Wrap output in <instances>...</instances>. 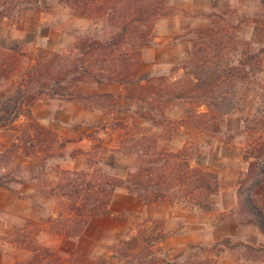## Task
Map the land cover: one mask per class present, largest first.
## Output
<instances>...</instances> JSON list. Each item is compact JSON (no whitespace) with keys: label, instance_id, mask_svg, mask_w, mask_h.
<instances>
[{"label":"trees","instance_id":"trees-1","mask_svg":"<svg viewBox=\"0 0 264 264\" xmlns=\"http://www.w3.org/2000/svg\"><path fill=\"white\" fill-rule=\"evenodd\" d=\"M168 1L72 0L76 15L104 18L116 27V31L106 40L84 35L67 54L38 48L32 63L14 81L12 91L9 94L0 91V130H17L21 135L32 132L27 142L31 151H25L26 155H30L37 144L49 143L51 149L56 140L55 133L43 127L32 113V106L37 100H74L86 110L101 109L106 112L98 99L112 103L115 108L117 101L124 97L133 103L141 102L144 123L161 126L162 132L166 129L190 132L198 127L218 131L219 120L234 108L237 92L250 85L249 77L263 72L264 47L256 52L247 51L246 55L233 61L228 59L225 45L234 43V37H224V34L232 25L219 24L227 9L215 11L208 15L207 24L195 28V36L189 39L192 57L183 65L189 71L181 77L180 87L159 89L155 87L158 80L155 77L148 78L143 84L131 85L141 49L151 44L154 22L175 11ZM30 2L16 1L12 9L27 8L31 6ZM9 9L7 1L0 5V30L2 20L11 17ZM233 49L237 51L236 46ZM18 64L19 54L0 48V81L15 71ZM163 79L160 77V80ZM91 81L118 83L123 86V94L116 96L96 91L84 94L80 84ZM258 86L261 90L255 91L257 107L252 118L243 120L240 132L246 135L248 142L243 154L247 168L240 173L237 195L239 211L246 216L241 224L253 225L264 235V85L259 83ZM173 98L195 104L187 108L175 123L167 119L161 107L162 102ZM201 105L206 107L203 111L197 109ZM164 122L169 124V129L163 127ZM117 123L121 124L120 121ZM121 130L123 135L118 137L119 148H126L125 152L133 158L125 178L109 175L101 167H92L89 163L87 168L78 171L57 168L54 173L58 182L53 185L49 180L43 181L41 186L46 188L45 195L54 197L57 203L61 200L56 207L58 214L51 225V233L66 237L81 234L89 219L107 212L118 187L125 188L144 203L186 199L202 209L210 208L211 196L219 190L216 173L192 165L185 157L184 146L174 152L157 150L153 133L147 135L140 129L123 127ZM14 146L12 143L11 147ZM0 185L8 188L2 181ZM64 211L66 217H62ZM47 220L53 221L52 217ZM126 246L127 243L121 239L111 251L117 252L125 263H131L136 256L129 257ZM135 246L138 249L140 244L137 242ZM52 256L47 248L36 249L28 262L16 264H66ZM139 264L147 263L143 260Z\"/></svg>","mask_w":264,"mask_h":264},{"label":"rangeland","instance_id":"rangeland-1","mask_svg":"<svg viewBox=\"0 0 264 264\" xmlns=\"http://www.w3.org/2000/svg\"><path fill=\"white\" fill-rule=\"evenodd\" d=\"M4 1H7V5L10 8L9 12L11 13L10 18L13 19L12 16L16 13V8L12 9V6L14 7L16 1L19 0ZM23 1H31V6H36L38 2L37 0ZM183 1L185 2L187 0H169L168 4L175 8L174 13L158 18L154 22L150 35L151 44L149 47L141 49L137 64L134 66L131 85H140L145 83L148 78L155 77L158 79L155 82V87L159 89L166 86L174 88L180 87L181 83H179V81L181 77L184 76L186 71H189L186 70L183 65L185 61H188L190 57H192V45L189 39L195 36V28L207 24L208 15L215 11L227 9L224 13V19L220 21L219 24L221 26L225 24L232 25V27L230 26L227 28V33L224 34V37L228 35L234 37V43L225 45L227 50L224 52L227 53L228 59L233 61L239 56L246 55L247 51L256 52L261 47H264V28L256 25L260 23L264 24V0H251L247 3L243 2L240 14L237 13V9L232 7H210L202 10L199 6H195L192 10H186L183 8ZM58 2V5L54 8L59 9L65 5L73 15L91 20L93 23L91 25L95 28V34L81 33L75 37L71 44L63 49L58 51L46 50L67 54L73 49V45L79 38L84 35L106 40L116 31V27L107 23L104 18H89L76 15L72 0H58ZM198 4L199 2H197L196 5ZM246 10L249 11V14ZM254 21L260 23H254ZM158 44L164 54L160 56L159 62L153 63V67H156L157 70L145 76L142 83L135 84L133 79L136 75L135 71L137 65L142 61V51L153 46L155 47ZM1 45V49L10 51V53L19 54L17 69L12 71L7 78L0 81V91L9 94L14 87V81L20 76L25 67L28 66L29 63H32L31 60L37 53L38 48H24L20 46L8 48ZM235 46L237 48L236 52L235 49H233ZM148 59H150V57ZM149 63L150 60L145 62L142 61V65L147 70H149L150 67ZM262 66L263 72L261 74H256L255 77H249L248 80L250 79V85L243 86L242 89L237 92V101L235 105H233L234 108L228 114L224 115L222 120H219L220 128L218 131H212L210 128L198 127L192 128L190 132H193L190 134V132L183 129L167 130L166 128L169 129V124L164 122L163 127L166 130L162 132L161 126L144 123V106L141 102L133 103L121 97L114 108L112 103L105 102L102 99L97 100L101 103L102 108L105 109L106 112L101 109L97 110H100L104 114H113V116L107 124V129L103 127V129L101 128L102 132L100 134L98 133L99 129L97 133L91 135L93 138L92 148L90 151L82 153L87 164L90 163L92 167L99 166L105 173L116 177L119 176L115 174L121 172L124 168L127 175L130 162L133 158L125 152L124 149L126 148H119L118 137L120 134L123 135V131L121 130V127H123L130 130L140 129V132L144 131L147 135L153 133L155 135L157 150L174 152L184 146L185 157L190 159L192 165L201 167L218 175L219 190L215 195L211 196L210 208L202 209L186 199H180L175 202L168 200L157 201L163 203L165 207H168L169 211L177 208L178 212H187V217L183 220H179L178 229L182 226L190 229L191 231L189 234L195 242L189 241L181 247L167 248L164 246L162 238L166 234H169L170 230L165 227L164 219H144L134 216L132 217L131 225L128 230L122 233L116 242L98 247L95 256L89 258L87 255L83 256L81 253L80 256L76 255L77 257L65 258L51 247L41 246L37 242V235L43 230L51 235H60L51 233L50 229L53 222H55L54 220H56L58 214L56 207H59L61 200L57 203V200L50 196V198H53L55 201L54 217L53 215L48 216L43 222L26 219L19 226H14L11 233L3 237L2 244H5L10 251L13 249L17 253L16 260L13 264L28 262L33 255V251L41 248H47L53 255L52 257L66 264H139L143 260L147 264H264V235L253 225L241 224L246 216L241 215L239 211L240 207L237 195V184L240 173H244L247 168V162L243 159V154L245 153L248 142L245 137L246 135L240 132L243 128V120L246 117L252 118L257 107L255 104V91L261 90V87L258 86L259 83L264 85V58L262 59ZM160 77L164 79L160 80ZM113 84L120 85L118 83ZM121 87V93L115 94L116 96L123 94V86L121 85ZM122 99L132 104L129 116L125 118L122 117L125 114L121 111L115 116V112ZM194 105L195 104L190 103L189 100L187 103L175 98L161 103V107L164 108L167 119L174 123L180 120L187 108L193 107ZM205 108V106L201 105L197 109L203 111ZM119 121L121 124L117 123ZM145 128L150 130H144ZM48 130L52 131L51 129ZM17 133V139L13 142L16 146L12 148L10 145L7 149L0 152V169H4L3 172H0V181L4 182L8 188H11L10 186H12L16 180L24 178V169L17 163L20 157L35 156L39 160L45 161L53 156H62L61 150L65 145L64 141L59 142L54 132L56 140L52 143L51 149H49V143L41 144L42 146L37 144L32 150L33 153L26 155V150L31 151L27 142L29 138H31L32 132L26 133L25 135H21L20 131H17ZM60 143H62L63 146H59ZM78 152L79 151H75L73 154L75 155ZM110 153L117 154L120 159L117 160V162H114V160L111 163L110 161L105 162V160H103L104 156ZM50 154L51 156H48ZM44 157L45 159L42 160ZM87 166L88 165H86L85 168H87ZM57 168L59 167H55L52 170V175L55 176L54 171L57 170ZM54 176L49 180L52 185L58 182L57 177L55 176V178ZM43 181L44 180L39 179L37 182V186H40L38 192L40 195L48 197L44 192L46 188L44 189L41 186ZM173 205L176 206L172 209L171 206ZM65 212L66 211L62 214V217H66L67 214H65ZM49 217H52L53 221L47 220ZM62 217L59 215V218ZM79 235L70 237L64 235L60 236L65 238H76ZM121 239L127 243L126 249L130 252L129 257H133V255L136 256L131 263H125L123 259L118 256L117 252L111 251L112 247L117 246ZM137 242L140 244L138 249L135 246ZM82 248L83 247H78L81 251ZM101 250H103V252H100ZM23 252L28 254L25 256ZM142 255H144V257H140Z\"/></svg>","mask_w":264,"mask_h":264},{"label":"crops","instance_id":"crops-1","mask_svg":"<svg viewBox=\"0 0 264 264\" xmlns=\"http://www.w3.org/2000/svg\"><path fill=\"white\" fill-rule=\"evenodd\" d=\"M3 1L0 0V5ZM37 1L36 6L17 10L13 19L7 17L2 20L1 46L8 48L15 46L41 47L58 51L71 44L75 37L81 33L95 34L91 20L73 15L65 5L59 9L54 8L58 5V0ZM249 1L251 0H187L183 1V8L192 10L195 6H199L204 10L210 7H232L237 9V13L240 14L242 3ZM197 2L200 5H196ZM246 12L249 11L246 10ZM254 23L260 22L254 21ZM256 25L264 28L263 23ZM163 54L159 44L144 49L141 53V60L144 62L150 60V67L147 70L141 61L137 65L133 82L135 81V84L142 83L145 76L157 70L156 67H153V63L159 62L160 56ZM149 57L150 59H148ZM80 87L84 94H90L93 91L117 94L122 90L121 85L101 82L83 83ZM131 108L132 104L122 99L115 116L121 111L125 114L122 117L125 118L129 116ZM32 113L41 125L54 131L59 142L64 141L65 145L61 150L62 156H53L45 161H41L35 156L20 157L17 163L24 169V178L16 180L10 186L11 188L0 185V264H13L16 260V251L13 249L10 251L5 244H2L3 237L11 233L14 226H19L26 219L43 222L48 216H55V201L53 198L39 194L38 180H51L54 176L52 170L55 167L72 171L84 169L87 162L82 153L91 150L93 144L91 135L97 133L99 129L98 133L100 134L103 127L107 129V124L113 116V114H104L97 109L86 110L75 101L56 98L37 100L32 106ZM17 134L15 130H0V152L16 141ZM75 151L79 152L74 155ZM119 159L117 154L110 153L106 154L103 160L111 163L113 160L117 162ZM3 171L4 169L1 168L0 172ZM115 175L123 178L126 171L123 168ZM175 206L173 205L171 208L173 209ZM134 216L144 219H164L165 227L170 230L169 234L162 238L163 244L167 248L181 247L189 241L195 242L189 234L190 229L185 226L178 229L179 220L185 219L187 212H178L177 208L169 211L168 207L160 202L143 203L129 195L123 188L115 190L107 212L89 219L82 234L78 237L65 238L60 235H51L43 230L37 235V242L41 246L51 247L65 258L77 257L81 253L90 258L97 254L96 250L101 245L116 242L120 235L128 230ZM78 247H83L82 251ZM24 254L26 256L28 253L23 252Z\"/></svg>","mask_w":264,"mask_h":264}]
</instances>
